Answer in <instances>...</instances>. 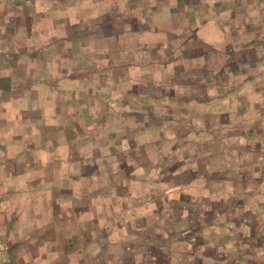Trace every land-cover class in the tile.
Here are the masks:
<instances>
[{
    "label": "rangeland",
    "instance_id": "1",
    "mask_svg": "<svg viewBox=\"0 0 264 264\" xmlns=\"http://www.w3.org/2000/svg\"><path fill=\"white\" fill-rule=\"evenodd\" d=\"M53 1L26 23L89 164L35 264H264V0Z\"/></svg>",
    "mask_w": 264,
    "mask_h": 264
},
{
    "label": "crops",
    "instance_id": "2",
    "mask_svg": "<svg viewBox=\"0 0 264 264\" xmlns=\"http://www.w3.org/2000/svg\"><path fill=\"white\" fill-rule=\"evenodd\" d=\"M33 2L0 0V244H5L0 264L48 259L46 241L52 236L36 233L49 226L62 229L65 211L74 219L82 204L65 197L77 196L89 164L81 160L80 150H89L90 141L81 142L89 123L80 119L78 87H65L62 77L49 75L46 62L35 56L44 48L57 52L58 43L39 41L26 23L31 18L25 10ZM56 12L48 17L51 22L58 19ZM83 114L90 116L89 109ZM58 210L61 219L52 216ZM204 252L222 253V242L206 245Z\"/></svg>",
    "mask_w": 264,
    "mask_h": 264
}]
</instances>
